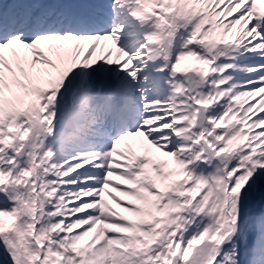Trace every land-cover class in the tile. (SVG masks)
Masks as SVG:
<instances>
[{"label": "snow or ice", "instance_id": "1", "mask_svg": "<svg viewBox=\"0 0 264 264\" xmlns=\"http://www.w3.org/2000/svg\"><path fill=\"white\" fill-rule=\"evenodd\" d=\"M0 264H264V0H0Z\"/></svg>", "mask_w": 264, "mask_h": 264}]
</instances>
